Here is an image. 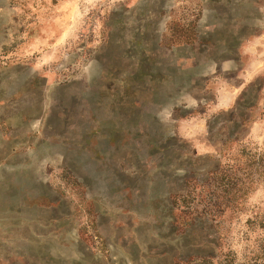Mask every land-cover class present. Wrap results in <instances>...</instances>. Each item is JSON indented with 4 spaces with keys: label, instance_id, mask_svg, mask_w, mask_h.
<instances>
[{
    "label": "rangeland",
    "instance_id": "374dc122",
    "mask_svg": "<svg viewBox=\"0 0 264 264\" xmlns=\"http://www.w3.org/2000/svg\"><path fill=\"white\" fill-rule=\"evenodd\" d=\"M263 153L264 0H0V264H264Z\"/></svg>",
    "mask_w": 264,
    "mask_h": 264
},
{
    "label": "trees",
    "instance_id": "16d2710c",
    "mask_svg": "<svg viewBox=\"0 0 264 264\" xmlns=\"http://www.w3.org/2000/svg\"><path fill=\"white\" fill-rule=\"evenodd\" d=\"M263 155H264V153H263ZM263 159H264V158H263ZM222 175H223L222 179H224V180H228V179L230 178V177L227 176L228 174H226V173H225V175H224V174H222ZM238 197H241V196L239 195ZM238 197H237V198H238ZM185 199H186V198H185ZM185 201H186V200H185ZM219 212H220L221 214H225V211H223V210H220ZM219 212H218V213H219Z\"/></svg>",
    "mask_w": 264,
    "mask_h": 264
}]
</instances>
